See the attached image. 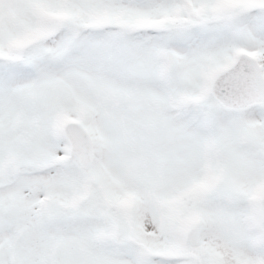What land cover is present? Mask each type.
Returning a JSON list of instances; mask_svg holds the SVG:
<instances>
[{"label": "snow or ice", "instance_id": "snow-or-ice-1", "mask_svg": "<svg viewBox=\"0 0 264 264\" xmlns=\"http://www.w3.org/2000/svg\"><path fill=\"white\" fill-rule=\"evenodd\" d=\"M0 264H264V0H0Z\"/></svg>", "mask_w": 264, "mask_h": 264}]
</instances>
